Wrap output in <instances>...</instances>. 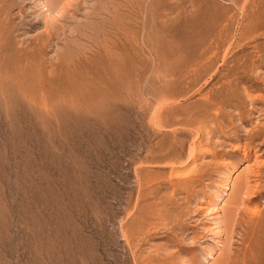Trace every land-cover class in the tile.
<instances>
[{
	"label": "rangeland",
	"instance_id": "obj_1",
	"mask_svg": "<svg viewBox=\"0 0 264 264\" xmlns=\"http://www.w3.org/2000/svg\"><path fill=\"white\" fill-rule=\"evenodd\" d=\"M0 264H264V0H0Z\"/></svg>",
	"mask_w": 264,
	"mask_h": 264
},
{
	"label": "bare ground",
	"instance_id": "obj_2",
	"mask_svg": "<svg viewBox=\"0 0 264 264\" xmlns=\"http://www.w3.org/2000/svg\"><path fill=\"white\" fill-rule=\"evenodd\" d=\"M52 8V7H51ZM53 9V8H52ZM49 10V9H48ZM49 11H51V9L49 10ZM53 11V10H52ZM50 13V12H49ZM250 173H251V171H250ZM258 178V177H257ZM250 179V178H249ZM248 187V186H247ZM246 187V188H247ZM248 191V190H247ZM253 191V190H252ZM243 204H244V202H243ZM242 205V204H241ZM239 206V205H238ZM240 207V206H239ZM233 208V207H232ZM238 208V207H237ZM236 208L234 207L232 210H233V215L231 216V224L232 225H234L233 224V222H234V219H235V217H234V219H233V216H234V210H235ZM239 209V208H238ZM242 210V209H241ZM245 210V209H244ZM229 211V210H228ZM236 212V211H235ZM245 213H246V211H245ZM228 214V213H227ZM230 214V213H229ZM236 214V213H235ZM226 216V215H225ZM236 216V215H235ZM228 219V218H227ZM230 221V220H229ZM229 223V222H228ZM230 224V223H229ZM229 227V226H228ZM230 231H231V229H230Z\"/></svg>",
	"mask_w": 264,
	"mask_h": 264
}]
</instances>
